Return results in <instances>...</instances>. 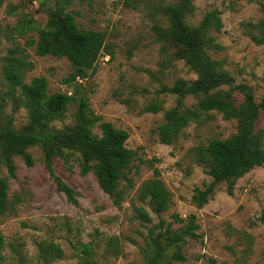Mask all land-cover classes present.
Wrapping results in <instances>:
<instances>
[{"label": "rangeland", "instance_id": "374dc122", "mask_svg": "<svg viewBox=\"0 0 264 264\" xmlns=\"http://www.w3.org/2000/svg\"><path fill=\"white\" fill-rule=\"evenodd\" d=\"M171 1L174 0H86L71 8L76 10L80 26L107 35V52L112 55L104 53L97 62L96 73L80 82L94 112L129 132L127 146L136 152V158L126 176L133 178V185L129 187L127 180H122L125 199L116 205L93 172L81 174L78 154L68 162L57 158L54 173L76 193V201H70L49 172L42 148H30L34 163L29 165L17 157V176L10 181L11 195L20 193L23 202L15 214L0 215L3 235L0 264H85V245L94 250L90 264H145L141 248L147 245L149 230L161 219L179 230L183 224L174 220L175 213L182 217L196 214L200 226L197 232L201 236L188 240L185 262L165 264H264V223L258 219L264 209V166L240 178L232 195L226 183H221L203 207L192 201L195 188H203L211 181L204 166L193 158L192 148L213 138H226L236 130V122L217 112L214 119L191 123L177 143L167 145L159 141L157 133L164 112L142 111L156 101L163 102L166 109L174 107L176 96L158 94L157 90L162 84L172 85L180 78L197 77L184 60L173 58V50H166L153 30L156 24L168 23L158 8ZM193 2L195 11L187 17L192 25L199 24L207 12L219 10L223 26L210 32L218 47L209 52L233 74L237 84L251 86L260 101L264 96V44L252 39L246 24L264 19V0ZM51 6L54 0H0L1 28L15 26L27 16L35 20L36 26L24 36L0 34V90L6 88L2 78L4 57L14 45L24 48L35 64L27 73L28 82L35 76H45L50 93L72 90L63 83L71 71L66 57L40 56L25 45L29 37H37L38 28L46 25ZM236 96L243 101L242 93ZM127 98L132 101L130 106L121 101ZM196 101L190 97L186 104L191 106ZM77 108V103L71 104L67 116L52 124L57 128L73 124ZM10 109L9 106L6 110ZM26 111L25 108L16 111L17 126L28 121ZM94 132L101 134L97 128ZM5 170L0 167V176L7 174ZM155 170L174 201L161 214L152 210L148 199L142 201L138 197L141 184L152 178ZM137 206L145 207L152 219H141ZM111 236L120 237L119 255L107 246ZM49 241L61 246L64 251L61 257L50 258L40 250V245Z\"/></svg>", "mask_w": 264, "mask_h": 264}, {"label": "trees", "instance_id": "16d2710c", "mask_svg": "<svg viewBox=\"0 0 264 264\" xmlns=\"http://www.w3.org/2000/svg\"><path fill=\"white\" fill-rule=\"evenodd\" d=\"M86 0H54L49 8V18L44 27L38 28L37 37H29L26 47H32L40 56L52 55L66 57L71 63V71L63 79L72 90L68 92H49V82L45 76H35L30 82L27 73L34 69L27 51L19 45L10 48L4 57L2 74L5 89L0 90V167L7 174L0 176V215L8 216L17 212L23 202L20 193L11 195L10 181L17 176L16 158L21 157L29 165L34 163L30 148L39 146L44 153L46 166L70 201H76L75 190L60 176L54 173L57 158L65 162L78 154L81 174L93 172L102 190L109 194L116 205L125 199L127 180L129 187L133 178L126 176L132 170L136 152L127 146L129 132L103 120L89 105V97L84 93L80 80L96 73L97 62L108 51L105 32L80 26L76 20V10L71 9L77 2ZM193 0H174L160 6L159 12L167 18L166 25L156 24L153 30L166 50H173V58L184 60L196 73L194 80L180 78L172 85L162 84L158 94H172L177 102L166 109L163 102L156 101L146 105L143 112H164V121L158 126L159 141L174 145L183 131L193 122L203 123L214 119L216 113H223L228 120L236 122V130L226 138H213L206 144L192 148L193 158L204 166L211 181L196 187L192 201L203 207L213 195L216 187L226 183L230 195L234 193L237 181L253 169L264 166V96L260 101L254 89L244 83L237 84L233 74L222 67L220 60L214 59L210 49L218 47L216 38L210 34L212 29H220L223 22L219 10L207 12L201 22L192 25L187 17L194 13ZM36 28L35 20L27 16L15 26L0 27V34L12 37L24 36ZM248 33L257 44H264V19L258 23L246 24ZM227 87V88H224ZM243 95L241 101L236 95ZM197 101L188 106L186 99ZM122 102L131 105L130 98ZM78 104L74 114L75 122L63 128L52 123L63 120L70 105ZM11 107L10 111L6 110ZM25 108L28 121L16 125V111ZM97 128L101 134H96ZM139 199L149 200L152 210L157 214L166 212L173 205V195L155 170L152 178L144 181L139 188ZM138 216L150 221L152 216L143 206H137ZM173 218L182 223L179 230L172 228L161 219L148 232L147 245L141 248L145 264H165L167 261L185 262V246L190 239H199L196 214L182 217L175 213ZM264 223V209L258 217ZM107 246L115 254L121 253L120 237L111 236ZM3 235L0 232V250ZM40 250L50 258H59L64 251L59 244L46 242ZM85 264L93 258V248L85 245Z\"/></svg>", "mask_w": 264, "mask_h": 264}]
</instances>
